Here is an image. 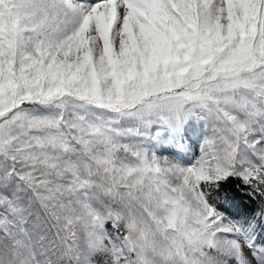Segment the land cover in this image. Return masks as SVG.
<instances>
[{"label": "snow or ice", "instance_id": "1", "mask_svg": "<svg viewBox=\"0 0 264 264\" xmlns=\"http://www.w3.org/2000/svg\"><path fill=\"white\" fill-rule=\"evenodd\" d=\"M0 264H264V0H0Z\"/></svg>", "mask_w": 264, "mask_h": 264}]
</instances>
